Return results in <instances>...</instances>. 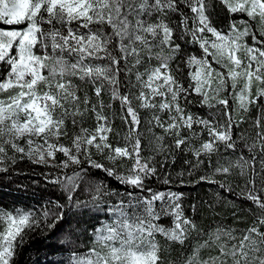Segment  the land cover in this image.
<instances>
[{"label": "snow or ice", "instance_id": "obj_1", "mask_svg": "<svg viewBox=\"0 0 264 264\" xmlns=\"http://www.w3.org/2000/svg\"><path fill=\"white\" fill-rule=\"evenodd\" d=\"M24 160L63 195L0 207V264L89 213L58 264H264V0H0V174Z\"/></svg>", "mask_w": 264, "mask_h": 264}, {"label": "trees", "instance_id": "obj_2", "mask_svg": "<svg viewBox=\"0 0 264 264\" xmlns=\"http://www.w3.org/2000/svg\"><path fill=\"white\" fill-rule=\"evenodd\" d=\"M118 107V105H117ZM89 123H92L89 121ZM119 124V121H117ZM191 159L190 156L185 157L183 155L177 156L175 165L169 168L173 176L177 171H182L187 168V165L183 163L184 159ZM48 170L37 165H33L31 162L24 160L15 165V170L10 174H0V207L13 208V207H38L40 204L47 202L48 200H57L62 197V192L54 185L47 184L44 179V173ZM203 174V169L194 173L195 175ZM193 177H186V179H192ZM186 193V199L192 202L209 201L216 199V193L220 192L221 197L228 196L227 193L222 192L215 186L201 184L196 185L195 188L191 186L182 189ZM235 201L238 215L242 217L240 226H246L247 222H250L251 216L249 215L247 208L248 203L241 201L236 197H231ZM241 208L244 210L241 211ZM232 206H229L222 211V215L227 213L225 219L226 222L231 224L232 217L230 215ZM93 214L83 215L71 220L70 224L61 222L57 225L56 229H53L47 233H33L32 237L21 247L19 255L16 257L17 264H58L59 261L68 260V251H56V248L65 247L68 245H60L59 241L64 238L68 232H74L76 236H80L81 240H86L83 235L84 232H91L92 226L96 223L91 219ZM205 221L212 219L214 214L207 210V205L202 206V211L199 214ZM220 219V217H215ZM77 219L81 223L77 224ZM84 221H87L85 223ZM63 229V231H60ZM180 252L174 251L173 257H178Z\"/></svg>", "mask_w": 264, "mask_h": 264}]
</instances>
